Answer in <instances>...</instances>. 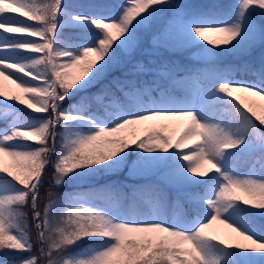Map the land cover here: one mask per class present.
Masks as SVG:
<instances>
[{"label": "snow or ice", "instance_id": "6c2138e0", "mask_svg": "<svg viewBox=\"0 0 264 264\" xmlns=\"http://www.w3.org/2000/svg\"><path fill=\"white\" fill-rule=\"evenodd\" d=\"M0 30V264H264V0H0Z\"/></svg>", "mask_w": 264, "mask_h": 264}, {"label": "rangeland", "instance_id": "374dc122", "mask_svg": "<svg viewBox=\"0 0 264 264\" xmlns=\"http://www.w3.org/2000/svg\"><path fill=\"white\" fill-rule=\"evenodd\" d=\"M13 15H16L17 17H19L18 13L13 14ZM2 31L3 30H0V32H2ZM14 38H23V37L21 34H14ZM209 38H212V37H209ZM31 39H36V38L31 37ZM0 87H2L5 91H10V90L16 91V92L19 91L18 89H16L14 84H12L9 80H6L2 77H0ZM92 91H95V89H93ZM0 99H2V97H0ZM261 103H264V102H261ZM25 110L28 111L27 109H25ZM181 131H182L181 128L172 127V128H169L167 130V132L164 134L171 135L173 137V139H175L176 137H178L180 135ZM198 143L199 142L195 139L188 141V146L184 149V151L190 152L192 147L196 146ZM247 171H248V168L244 171H241V172L244 173ZM141 180H145V179H141ZM209 232L215 233V234L220 235V236L231 235L234 238V240H239L241 243H245V244L249 243L248 241L240 240L239 237H236L235 233H231L230 229L225 228L222 224H219V223L213 224L212 228L209 229Z\"/></svg>", "mask_w": 264, "mask_h": 264}, {"label": "trees", "instance_id": "16d2710c", "mask_svg": "<svg viewBox=\"0 0 264 264\" xmlns=\"http://www.w3.org/2000/svg\"><path fill=\"white\" fill-rule=\"evenodd\" d=\"M191 2H198V0H191ZM16 14V13H15ZM9 15H13V14H9ZM145 46H146V44H145ZM193 67H196V68H200V67H203L202 65H200V64H198V63H195V62H193ZM18 107H21V106H19V105H17ZM26 111V110H25ZM248 168V165H245V164H242L241 166H240V171H243V170H246ZM50 176H51V170L49 169V178H50ZM112 179H114V180H116V181H119V182H123L124 184H127V185H129V186H131V185H138V184H142V183H145V182H147L146 180H141L140 178H130V177H128L127 176V172L125 171L124 173H121L119 176H117V177H113ZM106 181L105 180H100V181H98L97 183H99V184H104ZM85 187H87V186H85ZM47 189H48V180H46L45 181V186H44V188L41 190V204L43 205V203H44V193H45V191H47ZM166 190H168L169 191V194L170 195H174V193L172 192V190H170V189H166ZM55 191L57 192V193H62V192H64V191H72V188H71V186H64V187H62V188H57V189H55ZM125 192L126 193H128L129 195H130V192H131V189H130V187L129 188H126L125 189ZM184 207L186 208L187 207V205H184ZM170 212L172 211V209H170L169 210ZM33 240H35V234H34V232H33ZM80 247H83V243L80 245Z\"/></svg>", "mask_w": 264, "mask_h": 264}]
</instances>
